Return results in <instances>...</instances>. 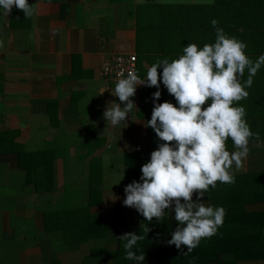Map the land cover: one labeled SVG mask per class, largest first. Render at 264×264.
Here are the masks:
<instances>
[{
    "label": "crops",
    "instance_id": "1",
    "mask_svg": "<svg viewBox=\"0 0 264 264\" xmlns=\"http://www.w3.org/2000/svg\"><path fill=\"white\" fill-rule=\"evenodd\" d=\"M219 1L29 0L37 4L32 17L14 8L0 18V264H117L104 258L105 251L119 250L116 227L121 234L139 230L146 219L123 204V188L128 178L140 180L151 154L147 119L140 116L151 87H137V110L126 123L107 124V105L121 102L111 94L116 81L102 74L104 59L136 55L137 73L146 78L158 58L171 61L189 43L208 44L203 27ZM195 25L199 38L190 42ZM157 90L146 96L149 102ZM159 90L174 98L162 82ZM247 122L254 135L235 176L264 173V117ZM238 200L201 198L232 211ZM110 210L121 211L120 223L96 229V219ZM165 211L167 218H153L150 226L168 243L178 224L174 212ZM95 250L102 251L100 259L87 260ZM140 254L143 264H152L148 252Z\"/></svg>",
    "mask_w": 264,
    "mask_h": 264
},
{
    "label": "clouds",
    "instance_id": "2",
    "mask_svg": "<svg viewBox=\"0 0 264 264\" xmlns=\"http://www.w3.org/2000/svg\"><path fill=\"white\" fill-rule=\"evenodd\" d=\"M36 5L29 0H0V18L7 17L14 8L32 17L37 12ZM211 25L216 30L213 43L203 47L189 43L178 59L158 58L148 67L146 78L135 71L118 78L111 94L123 107L113 100L103 113L107 124L126 123L133 110H137L132 99L137 87L158 89L152 94L154 107L145 126L156 133L161 143L141 167L140 180L125 187L123 204L136 209L148 222L153 218L163 221L167 218L166 209L174 212L178 227L168 243L181 250L187 246L184 255L197 248L202 239L216 235L223 225L226 210L201 202V198L217 182L234 183L235 171L243 167L249 155L254 134L245 108L237 102L248 97L247 89L264 65V54L253 61L246 54L245 42L225 33L215 19ZM3 45L0 39V47ZM245 70L248 75L243 79ZM161 82L176 104L157 102ZM229 139L235 148L231 152L226 147ZM141 239L136 233L120 237L125 258L137 264L145 260L144 254L133 251Z\"/></svg>",
    "mask_w": 264,
    "mask_h": 264
},
{
    "label": "trees",
    "instance_id": "3",
    "mask_svg": "<svg viewBox=\"0 0 264 264\" xmlns=\"http://www.w3.org/2000/svg\"><path fill=\"white\" fill-rule=\"evenodd\" d=\"M213 9L215 13L212 18L218 21V27L223 28L229 36L245 42L247 44L246 54L253 61L264 54V0H220ZM197 28L200 26L195 25L188 35L186 33L187 37H190V42L197 41L199 38L195 32ZM203 28L206 30L203 37L206 38L207 43H213L216 30L209 20ZM247 75V70H245L243 79H246ZM241 82L243 83V80ZM153 88L151 87L142 97L143 109L140 116L146 118L147 121L151 119L150 107L154 103L149 102L146 96ZM247 91L249 92L248 97L237 102L245 108L246 120L264 117V65L258 70L253 78L252 86ZM165 101L176 104L175 98L167 97H160L157 102ZM148 130L152 152L158 148L159 144L154 143L158 137L151 128L148 127ZM226 147L228 150L234 148L231 139L226 142ZM147 157L150 159V153ZM148 159L145 161L148 162ZM128 184H130L129 178L125 187ZM207 197L211 200L219 197L239 198V206L237 211L226 210L223 225L218 228L217 234L211 238L202 239L199 246L187 255H184L187 252V246H183L181 250L175 245L166 243L161 230L151 227L146 219L142 229H127L121 234L117 226L113 233L119 237L126 233L140 234L143 239L138 241L133 251L136 254L148 252L152 264H189L216 260H219V264H238L239 262L264 260V173L236 175L235 182L232 184L217 182L215 188L210 186ZM121 217L123 218L121 211L110 210L107 216L96 219V229L102 230L104 225H109L110 222L120 223ZM114 226H111L113 230ZM105 252L104 258L113 259L117 264L133 261L125 258L126 253L122 247V241L119 244V250ZM98 254L103 255L102 251H92L93 256L87 260L100 259ZM219 256H223L222 259H219Z\"/></svg>",
    "mask_w": 264,
    "mask_h": 264
},
{
    "label": "built area",
    "instance_id": "4",
    "mask_svg": "<svg viewBox=\"0 0 264 264\" xmlns=\"http://www.w3.org/2000/svg\"><path fill=\"white\" fill-rule=\"evenodd\" d=\"M137 64L136 55L111 54L104 59L101 71L106 79L117 81L118 78L126 77L129 71L137 72Z\"/></svg>",
    "mask_w": 264,
    "mask_h": 264
}]
</instances>
